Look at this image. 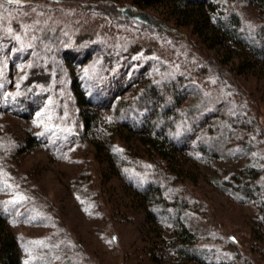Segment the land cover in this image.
Returning a JSON list of instances; mask_svg holds the SVG:
<instances>
[{
    "label": "rangeland",
    "instance_id": "374dc122",
    "mask_svg": "<svg viewBox=\"0 0 264 264\" xmlns=\"http://www.w3.org/2000/svg\"><path fill=\"white\" fill-rule=\"evenodd\" d=\"M133 1L0 0V201L20 264H264L260 201L230 183L264 174V80L236 74L243 49L193 31L198 16L166 0L146 10L177 32L114 13ZM233 5L248 39L260 13ZM171 77L184 94L173 106L185 123L172 132L183 142L175 165L135 137L117 134L102 153L82 139L73 83L96 104L99 128L116 133L118 119L151 114L138 112L141 83L163 92ZM147 180L159 195H144Z\"/></svg>",
    "mask_w": 264,
    "mask_h": 264
},
{
    "label": "trees",
    "instance_id": "16d2710c",
    "mask_svg": "<svg viewBox=\"0 0 264 264\" xmlns=\"http://www.w3.org/2000/svg\"><path fill=\"white\" fill-rule=\"evenodd\" d=\"M163 1L165 0H134L133 5L127 7L119 6L116 11H113L122 17H127L128 21L137 19L140 22H144L148 28L150 26V28H159L162 32L169 29L173 32H177L171 29L164 19L146 10V7ZM166 1L170 4V7H173L174 10L177 11L180 16H184L186 20L190 19L193 15L198 16L195 20H188L192 23L191 26H193V31L203 34V32L207 30L211 33L209 37L210 41L214 43L218 42L226 46H229V43H237V45L243 49V53L238 56V61L236 62V74L251 73L257 78L264 80V0H248L256 6L260 13V18L262 19V24L259 26L257 33L254 35L250 34L248 39L243 37L242 19L234 10L233 5V2H240L242 0H228V2L232 3V5L229 4V6L228 4L216 5L213 0ZM208 10L211 11V14L207 12ZM223 64L224 61H220L215 65V68L221 70L224 67ZM171 78L172 81H170L168 85L174 86L173 88H167L168 86H165V94L163 93L164 91L162 92L159 88L160 82L154 83L146 81L145 83H141L143 86H140L142 90L138 92V99L140 102V105H138V112L150 110L151 114L146 116L140 124L136 123V121L133 123L130 122L129 118L118 119L119 122H117L118 124L116 126L118 128L117 130H119L117 131L118 133H115L116 129L110 132L108 129L104 128L105 131H103L101 130L102 128H99V125H101L99 112L94 109L96 104L93 103V100L85 94L84 90L79 87L77 83H73L72 88L79 106V115L82 122L80 132L82 139L90 140L97 152L102 153L105 147L111 146L112 140L117 134L124 141H129L131 137H135L140 145L153 147L155 149V154L159 158L167 160L170 162V165H175L177 161L174 159L173 155H176L175 153L180 151L179 148L182 147L180 145H182L183 142L178 143L179 148L176 147L174 138L180 139L181 134L176 133L174 136L172 132L176 131L179 123L181 126H184L185 123L181 121L183 118L177 114V108L173 106L180 105V99H182V95L184 94L180 93L181 91L179 88L181 87L176 84L177 78ZM161 83H164V81H161ZM123 101V99L118 101V110L129 102ZM187 115L190 119H194L195 121L197 119L199 120V118H195L196 113L194 109L189 110ZM116 116L117 113H115V117ZM252 126H255V124ZM262 133L264 136V130ZM111 150L110 148L105 154L106 161L110 164H112ZM206 154L209 153L206 152ZM230 183L236 186V189H239L242 194L247 196L252 195L254 199L258 202L260 201V208L264 211V174H261L260 170L240 175L236 177L235 181H230ZM141 187L142 190H144V195L148 197L161 193V189H159L160 185L155 181L147 180ZM4 215H6V208L0 201V264H20L18 241L15 235L6 226ZM176 217L177 215L174 216V218ZM178 226L180 228L177 231L178 236L179 239L182 240L181 242H183L190 233L182 224ZM187 250L191 254L197 256L194 251V245L187 247Z\"/></svg>",
    "mask_w": 264,
    "mask_h": 264
},
{
    "label": "snow or ice",
    "instance_id": "6c2138e0",
    "mask_svg": "<svg viewBox=\"0 0 264 264\" xmlns=\"http://www.w3.org/2000/svg\"><path fill=\"white\" fill-rule=\"evenodd\" d=\"M10 3H18L19 0H9Z\"/></svg>",
    "mask_w": 264,
    "mask_h": 264
}]
</instances>
